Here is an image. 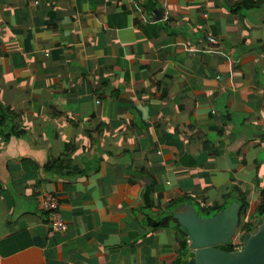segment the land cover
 <instances>
[{"label":"crops","instance_id":"1","mask_svg":"<svg viewBox=\"0 0 264 264\" xmlns=\"http://www.w3.org/2000/svg\"><path fill=\"white\" fill-rule=\"evenodd\" d=\"M248 1L0 0V264H176L179 202L239 201L255 223L264 0Z\"/></svg>","mask_w":264,"mask_h":264},{"label":"water","instance_id":"2","mask_svg":"<svg viewBox=\"0 0 264 264\" xmlns=\"http://www.w3.org/2000/svg\"><path fill=\"white\" fill-rule=\"evenodd\" d=\"M154 12L158 14L159 10ZM239 207V201H232L214 214L202 217L191 202H179L173 218L189 239V250L182 264H264V213L241 235V244L236 249L220 246L236 232Z\"/></svg>","mask_w":264,"mask_h":264},{"label":"trees","instance_id":"3","mask_svg":"<svg viewBox=\"0 0 264 264\" xmlns=\"http://www.w3.org/2000/svg\"><path fill=\"white\" fill-rule=\"evenodd\" d=\"M252 4H253L252 1L240 0V2L237 3V7H244V6H249ZM3 118H4V115L2 113V106H0V121ZM241 208H242V205L240 204L239 220H238V224L236 227V232L226 243L220 244V246L223 249H226V250L236 249L241 244V238H240L241 235L243 233L249 231L252 227V223L249 220H247L243 224H241V219H242V214L240 213ZM256 213H257V216L262 215L264 213V189H261V191H260V202L257 204ZM181 246L184 248L183 252L186 251L185 252V255H186L188 250H189V244L186 242L185 238H183ZM181 259L183 260L182 257H177L176 264H179V261H182Z\"/></svg>","mask_w":264,"mask_h":264},{"label":"built area","instance_id":"4","mask_svg":"<svg viewBox=\"0 0 264 264\" xmlns=\"http://www.w3.org/2000/svg\"><path fill=\"white\" fill-rule=\"evenodd\" d=\"M206 39L208 41H214V38L207 35ZM41 207L48 212L49 215V225L54 231H64L67 228V223L62 217L57 205L58 202L56 198L49 192H45L40 198ZM243 223V222H242ZM186 242L189 243V239L185 238Z\"/></svg>","mask_w":264,"mask_h":264},{"label":"rangeland","instance_id":"5","mask_svg":"<svg viewBox=\"0 0 264 264\" xmlns=\"http://www.w3.org/2000/svg\"><path fill=\"white\" fill-rule=\"evenodd\" d=\"M231 202H232V201H231ZM231 202H230V203H231ZM230 203H229V204H230ZM229 204H228V205H229ZM226 206H227V205H226ZM196 210H197L196 212H197L200 216H202V217H206V216H208V215L203 216V215H205L206 213H204V212L201 211L200 209L197 208ZM214 212H215V211H214ZM214 212L211 213L210 215L214 214ZM210 215H209V216H210Z\"/></svg>","mask_w":264,"mask_h":264},{"label":"clouds","instance_id":"6","mask_svg":"<svg viewBox=\"0 0 264 264\" xmlns=\"http://www.w3.org/2000/svg\"><path fill=\"white\" fill-rule=\"evenodd\" d=\"M244 223V222H243ZM243 223H241V224H243ZM186 238V237H185ZM189 244V243H188Z\"/></svg>","mask_w":264,"mask_h":264}]
</instances>
